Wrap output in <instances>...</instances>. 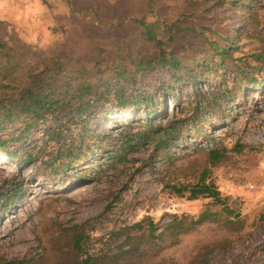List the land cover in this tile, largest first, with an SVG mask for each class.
<instances>
[{
	"label": "rangeland",
	"instance_id": "rangeland-1",
	"mask_svg": "<svg viewBox=\"0 0 264 264\" xmlns=\"http://www.w3.org/2000/svg\"><path fill=\"white\" fill-rule=\"evenodd\" d=\"M142 22L181 65L138 67L159 50ZM0 37L4 85L54 61L126 75L63 127L85 161L54 164L47 126L0 153V264H264V0H0ZM121 87L164 106L121 111ZM148 120L174 123L176 139L127 143L155 136ZM198 183L218 197L191 199Z\"/></svg>",
	"mask_w": 264,
	"mask_h": 264
},
{
	"label": "trees",
	"instance_id": "trees-1",
	"mask_svg": "<svg viewBox=\"0 0 264 264\" xmlns=\"http://www.w3.org/2000/svg\"><path fill=\"white\" fill-rule=\"evenodd\" d=\"M144 28L146 37L154 41L159 46V50L155 52L151 58L141 59L138 67L143 66L145 70H155L160 68H177L183 63L180 55L174 49L166 50L164 42L158 37V34L153 32L152 27L144 22L141 23ZM0 37V55H6L9 60V54L6 51V43ZM173 41V37L170 38ZM169 46H173L170 44ZM218 53L221 54L219 62H224L229 56V47L223 46L222 49L218 47ZM178 54V55H177ZM261 55V54H260ZM6 74H12V69L5 65ZM2 69H0V76ZM119 81L126 78L125 72L121 67H116L110 70H89L76 69L68 70L63 64L54 61L53 66H47L39 73L32 75L30 81L21 87L12 83L4 85L0 81V153L8 154L14 157L17 153H13L8 145L12 142H21L28 145V135L31 134L33 128L36 126H47V139L53 149L52 156L54 164H64L63 167H71L86 160L82 155V149L77 150L75 141L67 139L63 127L70 125L81 119L87 118V112L92 108L97 98L102 97L103 88L109 87L111 77H115ZM5 78V75H2ZM8 92V93H5ZM126 91L121 87L120 91L115 93L118 108L121 111L128 112L133 108L141 106L147 107L149 115L158 113L164 106L161 102H155L152 95L147 97L135 96L128 97ZM142 100H141V99ZM150 127L156 132L152 137L148 133H134L126 141L132 143L149 142L152 138L157 140V145H167L169 142L176 139V133L179 127L174 123L163 124L160 122H150ZM53 123H56L53 125ZM16 130L13 135L10 132ZM8 133V134H7ZM211 157L218 159L217 151H211ZM37 155L28 152L24 163L36 161ZM67 160V161H66ZM61 165H59L60 167ZM179 191H181L179 189ZM191 199H197L200 196L212 195L218 197V193L211 185L203 183L197 184L191 189ZM15 198L18 194H15ZM152 234L153 226L150 227ZM84 231H79L74 239V247L79 252L82 249V242L84 238ZM93 257H87L81 261L80 264H94Z\"/></svg>",
	"mask_w": 264,
	"mask_h": 264
},
{
	"label": "crops",
	"instance_id": "crops-1",
	"mask_svg": "<svg viewBox=\"0 0 264 264\" xmlns=\"http://www.w3.org/2000/svg\"><path fill=\"white\" fill-rule=\"evenodd\" d=\"M5 1V0H4ZM7 13L5 12V14L4 15H6ZM5 19H6V16L4 17Z\"/></svg>",
	"mask_w": 264,
	"mask_h": 264
}]
</instances>
